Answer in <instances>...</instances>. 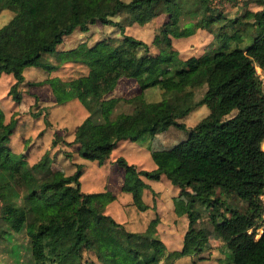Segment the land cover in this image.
Listing matches in <instances>:
<instances>
[{
	"label": "trees",
	"instance_id": "16d2710c",
	"mask_svg": "<svg viewBox=\"0 0 264 264\" xmlns=\"http://www.w3.org/2000/svg\"><path fill=\"white\" fill-rule=\"evenodd\" d=\"M259 1L263 6L264 0ZM159 12L164 18L152 34L150 43L155 50L150 51L145 41L125 28ZM222 20L231 25L237 16L226 17L210 0H111L97 2L82 13L72 4L67 16L50 19L48 35L24 44L20 55L0 51V74L13 77L7 91L15 101L21 96L17 85L25 78L22 68L26 65L46 72L59 62L86 66L73 77L48 75L30 82H47L57 102L76 98L83 106L85 115L74 126L71 140L65 141L81 157L101 161L119 140L153 132L162 121L187 130L172 145L150 150L154 162L150 169L136 168L121 156L115 158L125 170L122 189L141 185L139 174H143L167 178L186 197L181 246L166 251L163 241L153 235L156 216L143 230L125 229L104 210L113 198L108 190H79V163L70 173L54 177L47 149L31 162L24 152L12 150L7 141L13 119L4 121L0 109V238L11 241L15 233H24V244H10L16 262L20 247L30 264H95V260L101 264H165L162 257L189 253L206 257L210 240H215L226 253L214 264H264V225L254 236L262 209L258 195L264 190V149L260 147L264 91L255 69L264 71V18L251 23L247 33L251 39L244 45L239 44L243 35L237 27L217 31V46L199 54L178 57L172 43L173 37ZM94 22L115 26L119 35H105L90 43L82 39L58 48L64 35L75 28L84 31ZM141 45L144 50L137 52ZM123 76L137 83L138 91L122 99L132 103V112L139 113L124 129L119 116L125 110L112 106L98 112L102 98ZM152 85L161 98L145 100L142 90ZM185 86H203V90L191 104L173 113L165 98ZM198 104L207 110L192 125L186 127L175 119ZM133 201L138 208L144 206L139 196Z\"/></svg>",
	"mask_w": 264,
	"mask_h": 264
},
{
	"label": "rangeland",
	"instance_id": "374dc122",
	"mask_svg": "<svg viewBox=\"0 0 264 264\" xmlns=\"http://www.w3.org/2000/svg\"><path fill=\"white\" fill-rule=\"evenodd\" d=\"M103 1L111 0H0V51L20 55L24 44L36 37L48 35L50 19L67 16L72 4L76 6L79 13H82L92 9L95 3ZM210 2L218 5L226 17L237 16V21H233L231 25L228 20L226 23H223V20L215 21L209 28L197 27L189 35L173 37L172 43L178 57L211 51L218 44L219 36L217 37L216 32L220 29L230 31L233 27H237L238 30H242L240 33L243 35V39L239 44L244 45L251 39V35H247L253 26L251 23L259 17L264 18V5L262 6L259 0H210ZM112 17L116 18L118 15ZM163 18L164 13L159 12L144 23L134 22L127 25L125 32L142 39L148 44V49L154 51L155 47L150 43V40L156 26ZM105 35L115 36L119 33L113 25L99 22L90 23L84 31L75 28L64 35L58 48L74 45L82 39L90 43ZM143 50L142 45L137 47V52ZM44 56L57 62L52 55L44 54ZM85 70L86 66L83 63L73 61L59 62L50 72L26 65L22 68L25 78L17 85L21 94L18 101H15L7 91L13 77L10 73H1L0 109L3 112L4 121L9 118L13 119L7 144L16 152H24L26 160L31 162L38 157L39 151L36 149L43 142V145L40 146L41 151L47 149L52 155L51 164L54 177L70 173L75 164L79 163L81 171L78 175V188L80 191L108 190L113 198L105 203L104 210L128 230H143L148 220L156 216L153 235L163 241L166 251L179 248L182 242V233L186 227V197L178 194L177 189L167 178L153 179L143 174H139L143 182L141 185L130 190L122 189L120 184L125 170L115 161V158L121 156L127 163L134 164L136 168L150 169L154 166L150 150L172 145L185 137L187 130L166 120L158 123L153 132H143L135 139L123 138L119 140L101 161L77 155L65 141L71 140L74 126L85 115L86 111L83 106L76 98L57 102L47 82L40 84H31L30 82L39 81L48 75L69 78ZM202 90L203 86H185L177 94L166 97L165 101L171 111L177 113L198 98ZM137 91V83L133 78L126 76L119 78L112 88L113 95L107 93L108 96L106 98L104 96L100 101L98 112L112 106H114L113 109L125 110L119 116L120 126L124 129L130 120L137 117L139 113L132 112V103L124 101L122 98ZM142 95L145 100L150 101L161 98L160 91L154 85L144 88ZM206 110L204 104H198L185 114L176 116L175 119L184 122L188 127ZM43 115L46 121L43 120ZM50 139L53 140L52 143ZM261 144H264V137ZM29 150L36 152L31 153ZM57 151L60 152L56 154ZM136 196L140 197V203L144 205L142 208H138L134 204L133 198ZM259 231V225H257L254 236ZM24 242H26V237L23 232L15 233L11 241L0 238V264H30L29 258L22 248L18 249V262L14 260L13 251H9L11 243L24 244ZM207 250L209 251L207 256L201 258L196 253H189L173 258L162 257L161 259L165 264H189L192 261L197 264H214L226 253V249L218 248L215 240H210ZM91 257L93 256L91 255ZM95 264L101 263L95 260Z\"/></svg>",
	"mask_w": 264,
	"mask_h": 264
},
{
	"label": "built area",
	"instance_id": "2783aa9c",
	"mask_svg": "<svg viewBox=\"0 0 264 264\" xmlns=\"http://www.w3.org/2000/svg\"><path fill=\"white\" fill-rule=\"evenodd\" d=\"M255 69H256V72L258 73V77H259V79H260V82H261V85H262V89H263V91H264V71H262L258 66H256L255 67ZM259 70V71H258ZM262 71V72H261ZM260 147L261 148H263L264 149V144H261L260 145ZM259 198H260V200H261V204H262V209H261V212H260V217L258 218V220H257V225H259V230L261 231V228H262V226L264 225V190L263 191H261L260 193H259ZM256 225V226H257ZM249 230V229H248ZM259 231V232H260ZM258 235V234H257ZM256 235V236H257ZM255 236V237H256Z\"/></svg>",
	"mask_w": 264,
	"mask_h": 264
},
{
	"label": "crops",
	"instance_id": "0c3cea01",
	"mask_svg": "<svg viewBox=\"0 0 264 264\" xmlns=\"http://www.w3.org/2000/svg\"><path fill=\"white\" fill-rule=\"evenodd\" d=\"M118 80H119V79H118ZM109 94H110V95H113L112 90L108 93V95H109ZM108 95H106L105 98H106ZM107 109H108V108H107ZM107 109H106V110H107ZM104 111H105V110H104ZM102 112H103V111H102ZM42 145H43V142H42L41 144L38 145V148H37L36 150H38L39 152L37 153V155H39V154L44 150V149H43V150L41 151L40 146H42ZM44 147H45V146H44ZM29 151H30L31 153H32V152H33V153L36 152V151H32V150H29ZM40 151H41V152H40ZM59 152H60V151H57L56 154H58ZM160 178H162V177H160Z\"/></svg>",
	"mask_w": 264,
	"mask_h": 264
}]
</instances>
